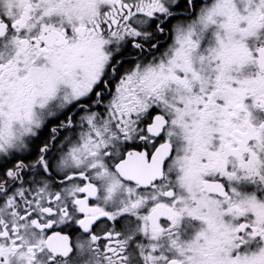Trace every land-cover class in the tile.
Returning a JSON list of instances; mask_svg holds the SVG:
<instances>
[{
    "label": "snow or ice",
    "instance_id": "6c2138e0",
    "mask_svg": "<svg viewBox=\"0 0 264 264\" xmlns=\"http://www.w3.org/2000/svg\"><path fill=\"white\" fill-rule=\"evenodd\" d=\"M0 264H264V0H0Z\"/></svg>",
    "mask_w": 264,
    "mask_h": 264
}]
</instances>
